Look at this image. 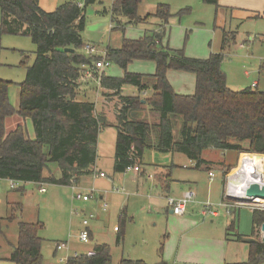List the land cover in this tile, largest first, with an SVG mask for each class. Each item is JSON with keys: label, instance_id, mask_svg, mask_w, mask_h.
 Wrapping results in <instances>:
<instances>
[{"label": "trees", "instance_id": "obj_1", "mask_svg": "<svg viewBox=\"0 0 264 264\" xmlns=\"http://www.w3.org/2000/svg\"><path fill=\"white\" fill-rule=\"evenodd\" d=\"M144 1L113 0L110 10L115 29L123 33L127 26L142 25L151 18L160 21L156 30L146 31L137 40L123 38L119 49L108 47L106 52V60L124 71L122 78L107 77L103 72L100 80L101 87L119 96L121 104L114 127L117 138L113 174H124L128 168L142 166L147 150L183 154L194 163L195 169L204 167L206 170L211 163L203 159V153L209 149L264 156V89L249 87L233 91L229 88L222 69L228 47L226 35L220 53H212L207 59L189 58L184 50L164 45L174 17L170 6L159 4L153 14L142 17L139 8ZM205 2L218 6V0ZM97 3L98 0H84L83 4L70 1L47 12L40 7V0H0L1 35L28 37L37 48L36 59L27 68L25 81L18 85V110L9 97L13 83L0 77V180L75 187L82 177L92 174L99 135L110 125L104 116L96 113L94 103L79 102L77 97L81 87L89 82L82 81L81 66L87 64L92 68L95 62L103 59L84 53L86 10ZM67 49L73 52H66ZM22 55V64L26 65L29 57L24 52ZM134 61L155 63V74L128 72ZM171 70L196 76L194 95L175 93L167 78ZM94 77L97 79L98 74ZM126 86L140 93L150 91L152 96H122ZM148 109L154 120L147 116L143 119L132 117L133 112ZM16 115L32 121L33 139L22 124L7 132L6 120ZM261 163V159L246 158L241 166L259 168ZM50 165L57 166L59 177L51 172ZM15 219L10 217L8 221ZM124 222L125 218L121 217V223ZM252 224L253 237L258 239L264 225V211L252 212ZM17 225L18 240L12 245L7 261L43 264L44 240L39 236L42 224L18 222ZM227 232L235 241L240 242L244 237L237 231V219L231 221ZM123 240L122 230L117 244ZM249 245L248 260L237 264H264V243ZM163 247L162 244L161 254ZM64 264H113L112 250L107 244L96 245L93 256L73 255ZM118 264L149 263L122 259Z\"/></svg>", "mask_w": 264, "mask_h": 264}, {"label": "rangeland", "instance_id": "obj_2", "mask_svg": "<svg viewBox=\"0 0 264 264\" xmlns=\"http://www.w3.org/2000/svg\"><path fill=\"white\" fill-rule=\"evenodd\" d=\"M70 1H76L80 4L84 3V0H40V7L47 12H52L57 7ZM111 3L112 0H98L97 4L88 7L86 10L87 25L83 33L84 42L87 46L94 47L103 59L108 47L116 49L121 46L123 38H139L144 35L145 30H149V26L142 24L127 26L124 33L119 30L111 31L113 23L110 13L105 16L100 14L104 8L109 12ZM159 4L169 5L172 13H174L170 24V34L165 40L164 45L169 46L171 49L184 50L185 55L189 58L207 59L211 53L221 50L224 32V35L228 39V44H231L226 48L222 69L227 77L231 79L230 85L231 81H234V83L238 82L237 89H242L243 87H247L246 85L257 81L258 65L264 60V0H218V6L207 4L204 0H146L139 8V14L144 16L148 13H154ZM252 12H259L263 17L260 19H250ZM250 38H253L254 42H250ZM236 39L237 43H235ZM22 52L29 57L25 63L26 65L22 64L24 61ZM36 52L37 48L30 38L1 35L0 31V63L2 65L0 77L14 83L10 88L11 92H18V85L25 81L27 68L34 63L37 56ZM138 64L147 67L137 68L136 65ZM134 66L135 70L139 71L140 74H154L156 71V65L153 62L135 63ZM148 69L153 71V73L148 72ZM105 71L111 76L124 75L123 70L112 62L110 67L106 68ZM247 73L249 75H246ZM260 88L263 89L264 87L261 86ZM130 90L126 88L124 95H132ZM105 96L108 102H116V96L112 91H108ZM112 107H114L112 108L114 110H110L107 115L110 113V117L114 115L117 117L118 102ZM101 115L105 117L104 114L101 113ZM105 119L107 120V117ZM102 135L105 137V146L110 147L101 150L98 164L100 169H103V172L106 174L104 180L109 181L110 179L113 185L110 189L103 190L104 192L95 188L93 199H99L102 193L108 195L107 201L104 203L107 206V211L90 212L88 209L91 201L85 203L76 200L77 190L73 189V187L44 185L43 188L46 189V193L42 194L35 185L29 184L24 185L26 194H23L22 192L13 191L8 181H0L1 257L6 255V252L12 248V245L14 246L17 243V222L42 224L43 228L40 230L39 236L44 240L42 246L43 264H64L68 257L73 256L75 253L85 255L96 244H107L111 247L113 264H118L122 257L130 259L142 257L149 264H158L160 262L158 249H160L162 243L165 241L164 236L172 233L171 240H175V238L180 239V233L182 232V227L179 226L180 217L170 214L168 204L163 200L160 201V206L151 205V201L147 199V196L149 198L155 197L157 188H153L152 184L148 183L146 185L147 192H145L146 198L130 197V213L135 216V222L134 224L127 223L128 232L125 234V241L120 246L116 245L114 229L121 228L118 216L116 215V209L120 208L122 203L127 202V195L116 190L119 189L121 191L124 189L129 194H132V191L128 190L119 181L113 183L112 180L113 172L111 170L114 148L111 150V146L112 141L116 140L117 130L109 127L102 132ZM227 154V162L235 166L237 154L231 151ZM242 154H245V152ZM173 158H175L178 165L175 175L177 177L192 176L195 178L202 197H205L208 191L214 188V194L217 195L213 196V198L205 199V202H210L216 206L223 202V177L219 173L220 171L217 172L215 183L211 182L208 170L202 168L195 169L193 162L190 163L184 155L179 154L173 157L171 155L147 151L143 157V165L140 167L147 171L146 176L148 179L149 175H153L152 171H155L158 166L164 165L165 160H168L169 163L166 165L172 171L175 170L176 167H172V164H170ZM203 158L212 161L225 159L222 156V151L214 149L205 151ZM186 165L189 169H186ZM49 169L56 177L60 176L56 165H50ZM105 171L111 172V175ZM235 171H232L229 175L234 174ZM131 173L134 172L127 171L125 174ZM229 175L224 180L225 185ZM91 176H85L83 180L85 182L95 181L94 175ZM130 178H132V175L123 177L125 181ZM84 185L79 187L80 190L85 188ZM15 188L19 189L21 187L17 185ZM194 191L197 193L196 190ZM192 204L188 206L186 214L194 206ZM195 212L199 213V210ZM220 212L222 218L214 219L216 224L226 222L225 214L222 211ZM239 212L236 218L238 224L237 230L240 234H250L253 230L252 210L249 207H242ZM91 214L96 216L95 219L90 221V230L93 232L95 239L94 241L91 239L89 244H85L80 241L79 236L83 230V220ZM14 216L18 221L10 223L8 218ZM194 216L197 217L199 222L204 221L205 226L210 224L208 223L210 219H204L196 214ZM175 228H179V231ZM215 228L216 234H221L222 229L219 226ZM206 230L207 227L200 229L201 232ZM196 232H199V230L197 229ZM263 236L264 234L261 235L260 232L259 237L262 238ZM59 243H67L68 249L57 248ZM200 245L194 242L191 248H201ZM243 255L239 251H236V253L234 251V256H236L238 261H246ZM186 262L180 264H200L199 262ZM0 264L12 263L0 261ZM170 264L175 263L172 261Z\"/></svg>", "mask_w": 264, "mask_h": 264}, {"label": "crops", "instance_id": "obj_3", "mask_svg": "<svg viewBox=\"0 0 264 264\" xmlns=\"http://www.w3.org/2000/svg\"><path fill=\"white\" fill-rule=\"evenodd\" d=\"M112 2H113V0H112ZM205 3H207V2H205ZM207 4H209V3H207ZM211 5H214V4H211ZM111 6H112V3H111ZM104 10H105V12L103 13ZM110 10H111V7H110ZM103 11L100 12V14L102 16H105L106 14L110 13V11L108 12L105 8L103 9ZM148 14H153V13H148ZM148 14H145L142 17H145ZM256 16H257V18H256ZM261 17H263V15L259 14V12H252L250 14V19L251 18L260 19ZM144 25L149 26V31H153V30H156L157 28H159L160 21L157 20L156 18H151ZM170 27H171V25L169 26V29L167 31V35L164 39V42L167 39V37H169ZM111 31H118L117 29H115L114 24H112ZM146 31H148V30H145V32ZM224 31H226V30H224ZM145 32L143 34H145ZM141 37H139V38L131 37L129 39L137 40V39H140ZM237 39H236L235 43L238 42ZM249 41L254 42L253 38H250ZM227 44H228V42H227ZM230 44H228V45H230ZM223 46H224V32H223L222 48L220 51H218L216 53H220L223 49ZM120 47H118L116 49H119ZM107 49H106V52H107ZM225 51H226V49H225ZM106 52H105V58H106ZM96 55L99 56L98 51H97ZM101 58H103V57H101ZM193 58L197 59L196 57H193ZM135 63H147V62L146 61H134V63L129 65L128 72L140 74L139 71L135 70V66H134ZM136 66H137V68L147 67V66H140V64H138ZM257 70H258L257 81H254L250 85H246L247 87H243L242 89H237L236 86H238V84H239L238 82L234 83V81H231L232 83L230 85L231 79L229 77H227V83H228L229 88L233 91H241V90H243L245 88H249V87H251V88H257V87L260 88L261 86L264 87V60L261 63H259ZM148 72L153 73V71H151L150 69H148ZM104 74L107 77H113V78H122L124 76V75L123 76H121V75L111 76V75H108L105 70H104ZM123 74H124V71H123ZM143 75H153V74H143ZM246 75H249V74L247 73ZM167 78H168L169 83L171 84V86H172V88L176 94L184 95V96H189V95L195 94V90H196V76L195 75H193L191 73L182 72V71L171 70V71H168ZM255 84H256V87H254ZM13 85H14V83H13ZM18 88H19L18 92H11V90H9L10 102L16 110L19 109V104H20V87L18 86ZM126 88H129V90L131 88L130 91L132 92V95H128V97L150 98L152 96V93L150 91L140 93L136 88L131 87V86H128V87L126 86L123 88L122 96H125L124 93L126 91ZM108 91L109 90L101 87V85L98 81H89L87 84H84L81 87V89L79 91V95L77 97V100L79 102L90 101V102L94 103L95 107H96V113L98 115H101V113L104 114L105 117H107L106 121L110 125L109 127L114 128L117 125V117H115V115L113 117H110V115H109L110 113L108 115H107V113L110 110H114V109H112V108H114L112 106H115V104L117 102H118L117 108L119 111V109L121 108V104H120V100H117L119 98V96L115 97L116 102H108L106 99V96H105ZM140 113L142 114V117L140 119L145 118V116L149 117L150 120H154V118H155L152 116V114H149V109L144 111V112H140ZM20 124H22L26 127L27 134H28L29 138L33 139L35 137V133H34L32 121L30 119L25 120L18 115L13 116L11 118H8L6 120L7 132L10 133V132L14 131L18 127V125H20ZM102 132L100 133L99 138H98L97 160H96L95 166L93 167V172L91 174V175H94V178H96V180L95 181L91 180L89 182H85L83 180L85 177L84 178L82 177L80 179L76 189L80 190L79 187H82V185L86 184V185H84L85 188H83L82 191L91 192V191H94L95 188L103 191V190L110 189L113 185L112 182H110V179L108 181V180H104V178H100L99 176H97L99 173L104 171L103 169H100V166L98 164V161L100 159L99 155L102 152L101 150L105 149L106 147L107 148L110 147V146H105V137H103ZM116 138H117V136H116ZM112 148H114V150H113V165H114L116 140L112 141L111 150H112ZM147 151L156 152L155 150H147ZM227 153L228 152H222V156L225 157L224 160L212 161V160H206L203 158L204 160L211 163V165L209 166L208 175L211 172L214 173V175H215V178L213 181H211L210 176H209V179L211 182L216 181L217 172H219V171H220L219 173L223 177V187H222L223 202L221 204H219L218 206L212 204V206L210 207V210H213L216 212L215 216H212L211 214L206 213L205 207H206V203H208V202L204 201L205 199H210V198H213V196L217 195V194H214V190H213L214 188H212V190H209L205 197H202V195L199 191V188L197 186V181L195 180V178H193L192 176L177 177L175 175V171L178 169L177 168L178 165L176 164L175 158H173L171 163H170V164H172V167H176L175 170L172 171L170 169V167H168V165H166V164H169L168 160H165V163H163L164 165H162L164 167L158 166L155 169V171H152L153 175L148 176L149 180L147 179V176H146L147 171L143 170L141 167H140L141 170L138 173L134 172L131 174H125V173L124 174H112L113 183L116 181H119V183L125 185V187L128 190L132 191V194H129L124 189L121 190L122 193L127 195V197L123 195L124 197L127 198V202L126 203L124 202V204L122 203L121 207L116 209V215L118 216L119 223L121 226L120 231H116V228L114 229V233L116 234V245L120 246L124 243L125 238H126L125 234L128 232V229L126 227L127 223L134 224V222H135V216L130 213L131 212V205H130V199L131 198L130 197L133 196V197H137V198H146V196H145V192H147L146 185L148 183H150V185L152 184L153 188H155V187L157 188L155 197L149 198L147 196V199H149L151 201L152 206H160L161 200H163L166 203L167 199L170 197L179 198L187 190L194 189L197 191L196 202H194V204H192L194 206L191 208V210H189V212L186 215L180 217L179 226L182 227V232L180 233V239L175 238V240H171L172 239V237H171L172 233H170L168 236H164V240H165L164 242L165 243L164 242L162 243L164 245V247L162 249V254L160 253V249H158V257L160 258V262H164L165 264H170V262H172V261L175 264H180V263H184V262L187 263L186 261L199 262L200 264H237V263H244L243 261H238L236 259V256H234V251H235V253H236V251H239V253H241V254L243 253L244 254L243 256H245V260L247 261L248 257H249L250 245L247 243H244L243 241L239 242V241L233 240V238H231L232 234H229L227 232V229H228L231 221H233L237 218V213L240 211L241 208H239V209L235 208V209H232L233 211L230 210L229 212L227 211L226 205H228V203H227V199L225 197L227 182H226V185L224 182V180L226 178L224 176V173L227 170H229L230 168H234V169H232V171L237 170V167H239L238 165L240 164V158H241L242 154H237L236 163L234 166V164L232 165L230 162L229 163L227 162V159H226L227 155H228ZM159 154H161V153H159ZM179 154L180 153L164 154V155H171V156L175 157V155H179ZM180 155H183V154H180ZM203 155H204V153H203ZM185 157L187 158V156H185ZM188 161H190V160L188 159ZM191 162L192 161H190V163ZM186 167H187L186 169H189V167L187 165H186ZM98 169L102 170V171H99ZM202 169H205V168L203 167ZM111 171L113 172V166H112ZM97 172H99V173H97ZM106 173L111 175V172H106ZM91 175H88L87 177H89V176L92 177ZM128 175H132V178L125 181V179H123V177H126ZM0 181H8L10 183V187L13 191H17V192L23 191L22 192L23 194H26L24 185H29V184L35 185L33 183H18L15 186H13L10 180H0ZM17 185H20L21 188H19V189L15 188ZM35 186L39 189L38 185H35ZM215 190H216V188H215ZM45 193H42V194H45ZM107 196L108 195H105L102 193L101 196H99V199L91 200V204H90V207L88 210L90 212H94V213L95 212H106L107 206H106V210L104 211V207H105L104 203L107 201ZM118 196H120V195H118ZM85 203H87V202H85ZM8 207H9V203H8ZM196 210H199V213H196L195 212ZM220 211H222L225 214L224 216L226 217V222L223 224H220V223L216 224L214 219L222 218ZM170 214L173 215V212L171 210H170ZM195 214L197 216L203 217L204 219H210V222H208L210 224L205 226V222L204 221L199 222L197 217L194 216ZM239 214H240V212H239ZM123 215H125V216H123ZM121 217L125 218L124 223H121ZM95 218H96V216H95ZM195 219H197V221H195ZM17 221L18 220L15 219V221L10 222V223H14ZM218 226L222 229L221 234H216V228L215 227H218ZM205 227H207V230L204 232H201L200 229H203ZM175 229L177 231H179V228H175ZM197 229L199 230V232H196ZM122 230L124 231V240L121 244L118 245L117 244V237ZM89 231L91 234V239L94 241L95 237H94L93 232L90 230V228H89ZM260 232H261V235L264 234L261 231V229H260ZM227 234H229L230 236L228 235V237H227ZM240 235H242L246 238L247 237H253V230L250 234L243 233ZM199 239H202V240H199ZM194 242L197 245L201 244L200 245L201 248H198V247L191 248V246L193 245ZM60 244H62V243H59L58 245H60ZM64 244H67V243H64ZM58 245H57V248H58ZM96 245H101V244H96ZM89 252L94 253V248ZM89 252H87L85 255H87ZM10 253H11V249L9 251H7L6 255H4L3 257L0 256V261H3V262L7 261V258H9ZM79 255H81V254H79ZM192 256H195V257H192ZM133 258H135V257H133ZM122 259H130V258L122 257ZM130 260H143V261H145L146 259H144L142 257H137V259H130Z\"/></svg>", "mask_w": 264, "mask_h": 264}, {"label": "built area", "instance_id": "obj_4", "mask_svg": "<svg viewBox=\"0 0 264 264\" xmlns=\"http://www.w3.org/2000/svg\"><path fill=\"white\" fill-rule=\"evenodd\" d=\"M85 52L88 55H96L97 54V50L94 47H89L86 46L85 47ZM111 62L106 60V58L95 62L93 67H89L87 64H83L81 66V69L83 71V77H82V81L83 82H88L90 80H95L98 81L100 83L101 80V76L102 73L104 72V70H106V68L110 67ZM98 74V78L95 79L94 75ZM254 87H256V84L254 85ZM254 155H249V154H242L241 158H240V164L239 167L237 168V170H240L241 168V164L243 163V161H245V158L248 157H252ZM243 157V158H242ZM255 160V159H254ZM264 163V161H263ZM236 170V171H237ZM127 171H133V172H140V166L137 167H131L128 168ZM97 176H99L100 178H106V174L101 172L99 173ZM211 181L214 180L215 175L214 173H210L209 174ZM227 181V185H226V194L225 197L227 199V203L228 205H226L227 207V211L229 212L232 209H239L242 207H249L251 208L252 212L254 210H262L264 211V201H259V200H254L252 202H247V203H242L241 199L245 198V189L248 187V185L251 182H244L242 183L241 187H243V189L241 190V187H237L235 184H237V179H235V174H231L227 177L226 179ZM256 182H259L260 184L264 185V168H263V173L261 175H259V178ZM12 185L15 186L16 183L12 182ZM39 187V191L41 193H45L46 189L43 188V185H38ZM73 189L77 190L76 191V197L75 199L78 201H83V202H90L93 198H94V191L91 192H86V191H82L79 189H76V186L73 187ZM117 192H122L119 189L116 190ZM197 199V193L194 190H187L181 197L179 198H168L167 199V204H168V208L173 212L174 215L178 216V217H182L186 214V211L188 209V206L194 202H196ZM212 206L211 203H206V213L211 214L212 216L216 215V212L213 210H210V207ZM106 210V205L104 207V211ZM95 218V216L93 214L89 215L88 218H85L82 222V227L83 230L80 233L79 239L82 243L85 244H89L91 242V234L89 231L90 228V221L93 220ZM116 231H118V229L116 228ZM59 249H68L67 244H60L58 245ZM88 256H93L94 253L93 252H89L87 254ZM74 256H79V254H75Z\"/></svg>", "mask_w": 264, "mask_h": 264}, {"label": "water", "instance_id": "obj_5", "mask_svg": "<svg viewBox=\"0 0 264 264\" xmlns=\"http://www.w3.org/2000/svg\"><path fill=\"white\" fill-rule=\"evenodd\" d=\"M66 52H73V50L67 49ZM145 103V101H143ZM132 117L140 119L142 114L140 112H133ZM255 159H262L264 160L263 155H254ZM238 184V182H237ZM254 200L264 201V185L260 184L259 182H251L248 187L245 189V198L241 199L242 203L252 202ZM261 231L264 233V225L261 227ZM244 243L247 244H256L259 241L264 243V236L262 238H254V237H244L242 239Z\"/></svg>", "mask_w": 264, "mask_h": 264}, {"label": "bare ground", "instance_id": "obj_6", "mask_svg": "<svg viewBox=\"0 0 264 264\" xmlns=\"http://www.w3.org/2000/svg\"><path fill=\"white\" fill-rule=\"evenodd\" d=\"M249 159H251L250 157H248ZM246 159V158H245ZM255 159V158H253ZM242 165V164H241ZM259 168H250V167H244L240 168V170L235 171V179H237L238 184H235L237 187H241L242 183L244 182H256L259 178V175H261L263 173V168H264V164L263 161L261 163L260 166H258ZM244 172V173H243ZM246 172V173H245ZM243 189V187H241V190Z\"/></svg>", "mask_w": 264, "mask_h": 264}]
</instances>
